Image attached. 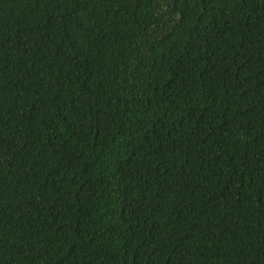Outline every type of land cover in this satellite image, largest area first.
<instances>
[{
    "label": "trees",
    "instance_id": "obj_1",
    "mask_svg": "<svg viewBox=\"0 0 264 264\" xmlns=\"http://www.w3.org/2000/svg\"><path fill=\"white\" fill-rule=\"evenodd\" d=\"M0 264H264V0H0Z\"/></svg>",
    "mask_w": 264,
    "mask_h": 264
}]
</instances>
